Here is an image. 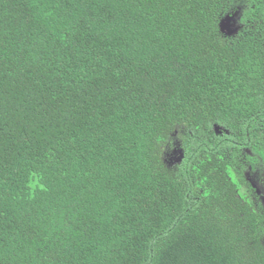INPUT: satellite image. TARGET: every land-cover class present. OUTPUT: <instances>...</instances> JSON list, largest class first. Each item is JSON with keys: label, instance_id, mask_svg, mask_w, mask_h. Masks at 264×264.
<instances>
[{"label": "trees", "instance_id": "16d2710c", "mask_svg": "<svg viewBox=\"0 0 264 264\" xmlns=\"http://www.w3.org/2000/svg\"><path fill=\"white\" fill-rule=\"evenodd\" d=\"M0 264H264V0H0Z\"/></svg>", "mask_w": 264, "mask_h": 264}, {"label": "rangeland", "instance_id": "374dc122", "mask_svg": "<svg viewBox=\"0 0 264 264\" xmlns=\"http://www.w3.org/2000/svg\"><path fill=\"white\" fill-rule=\"evenodd\" d=\"M223 31H224V33H230L229 28H225Z\"/></svg>", "mask_w": 264, "mask_h": 264}, {"label": "water", "instance_id": "95a60500", "mask_svg": "<svg viewBox=\"0 0 264 264\" xmlns=\"http://www.w3.org/2000/svg\"><path fill=\"white\" fill-rule=\"evenodd\" d=\"M229 22H230V20H228V22H227V25L229 26Z\"/></svg>", "mask_w": 264, "mask_h": 264}]
</instances>
